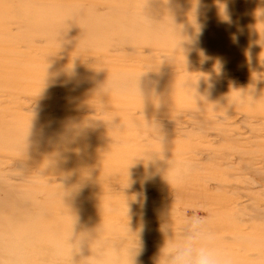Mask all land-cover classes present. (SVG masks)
Masks as SVG:
<instances>
[{"label":"rangeland","instance_id":"obj_1","mask_svg":"<svg viewBox=\"0 0 264 264\" xmlns=\"http://www.w3.org/2000/svg\"><path fill=\"white\" fill-rule=\"evenodd\" d=\"M194 213L264 264V0H0V233L23 264H155Z\"/></svg>","mask_w":264,"mask_h":264},{"label":"clouds","instance_id":"obj_2","mask_svg":"<svg viewBox=\"0 0 264 264\" xmlns=\"http://www.w3.org/2000/svg\"><path fill=\"white\" fill-rule=\"evenodd\" d=\"M170 171L174 173L173 179L180 180L190 173L191 166L186 164L182 170L169 166L164 178ZM209 225V217L194 213L179 239L170 229L168 240L158 250L155 264H233L231 254L218 244V235ZM54 249L59 251L58 241ZM23 259L20 234L16 231L7 235L0 233V264H23Z\"/></svg>","mask_w":264,"mask_h":264},{"label":"bare ground","instance_id":"obj_3","mask_svg":"<svg viewBox=\"0 0 264 264\" xmlns=\"http://www.w3.org/2000/svg\"><path fill=\"white\" fill-rule=\"evenodd\" d=\"M79 168V167H78ZM225 229H226V227H225Z\"/></svg>","mask_w":264,"mask_h":264}]
</instances>
